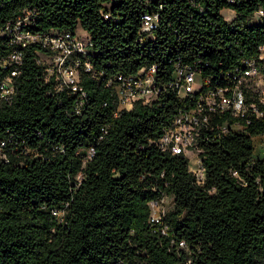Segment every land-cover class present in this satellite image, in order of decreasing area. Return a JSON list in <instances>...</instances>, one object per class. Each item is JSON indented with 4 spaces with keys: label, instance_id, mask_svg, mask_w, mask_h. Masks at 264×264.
Instances as JSON below:
<instances>
[{
    "label": "trees",
    "instance_id": "trees-1",
    "mask_svg": "<svg viewBox=\"0 0 264 264\" xmlns=\"http://www.w3.org/2000/svg\"><path fill=\"white\" fill-rule=\"evenodd\" d=\"M259 10L264 0H0V83L16 68L12 52L23 56L14 96L0 100V264H264V159L253 141L264 117L200 142L203 183L184 154L158 146L188 108L171 85L175 64L223 85L260 55ZM25 11L32 33L81 29L91 40L80 113L75 94L46 80L41 45H15L6 31ZM147 14L158 17L151 33L141 31ZM152 65L157 97L117 112L108 81ZM166 197L173 209L153 224L151 203Z\"/></svg>",
    "mask_w": 264,
    "mask_h": 264
},
{
    "label": "built area",
    "instance_id": "built-area-1",
    "mask_svg": "<svg viewBox=\"0 0 264 264\" xmlns=\"http://www.w3.org/2000/svg\"><path fill=\"white\" fill-rule=\"evenodd\" d=\"M256 15L264 16L259 10ZM107 18V16H106ZM157 15L144 16L141 31L151 33L157 27ZM30 23V12L25 11L13 23H8L6 31L10 33L13 43L21 47L37 43L45 50L40 54L38 62L45 65L46 80L53 82L60 91H68L77 97L76 112L80 113L86 91L81 85L82 72H91L92 64L88 60V53L93 49L91 40L81 37L77 32L51 31L36 34L26 30ZM258 58L243 60V68L239 73L225 76L223 85H212L209 78H204L200 70L192 65L176 63L172 88L177 96L186 100L188 108L181 109L175 116L173 123L164 130L158 146L161 151L172 155L184 154L188 151L197 153V167L190 171L195 175L198 183H203L205 171L200 158L202 147L200 142H207L210 137H220L231 131L246 133V126L253 119L264 117V46L259 48ZM21 50H15L9 57L16 68L0 83V100L11 101L15 94L14 79L19 74L18 67L22 64ZM157 68L155 65L143 66L132 75H119L109 80L107 86L114 87L117 93L118 109L129 110L135 103L142 101L149 103L154 100L159 89L156 84ZM200 75L203 85L195 91V78ZM184 93V95H183ZM248 96L257 97V103H249ZM225 116L232 119L229 124L223 120ZM258 137L264 136H256ZM255 145V144H254ZM256 149V147H255ZM188 158V157H187ZM189 163V159H188ZM165 199L151 203L153 224L160 223L166 213L162 210ZM158 212V214H157ZM55 216H61L54 211ZM184 247V244H180Z\"/></svg>",
    "mask_w": 264,
    "mask_h": 264
},
{
    "label": "rangeland",
    "instance_id": "rangeland-1",
    "mask_svg": "<svg viewBox=\"0 0 264 264\" xmlns=\"http://www.w3.org/2000/svg\"><path fill=\"white\" fill-rule=\"evenodd\" d=\"M225 20L227 21H232L235 17V12H233L232 10H225L222 12ZM258 18V20L260 22H262L263 20L260 18V15H256ZM77 34L78 35H81V37H85L86 36V32H84L83 30H78L77 31ZM203 85V80L201 78L200 75H197L196 78H195V83L193 85V88L195 91H199L201 89ZM184 95V93H183ZM255 147H256V150H255V158L257 159H264V137H258L255 139ZM187 157L189 159V167L192 171H195L196 170V167H197V153L195 151H188L187 152ZM173 209V203H172V198L171 197H166L165 198V201L163 202L162 204V210L163 211H169ZM158 214V212H157Z\"/></svg>",
    "mask_w": 264,
    "mask_h": 264
},
{
    "label": "crops",
    "instance_id": "crops-1",
    "mask_svg": "<svg viewBox=\"0 0 264 264\" xmlns=\"http://www.w3.org/2000/svg\"><path fill=\"white\" fill-rule=\"evenodd\" d=\"M227 11H229V10H227Z\"/></svg>",
    "mask_w": 264,
    "mask_h": 264
}]
</instances>
